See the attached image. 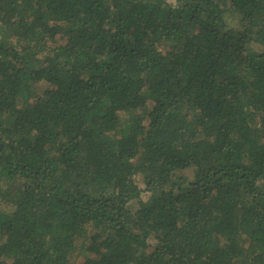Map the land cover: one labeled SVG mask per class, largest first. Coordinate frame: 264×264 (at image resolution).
<instances>
[{
  "label": "trees",
  "instance_id": "obj_1",
  "mask_svg": "<svg viewBox=\"0 0 264 264\" xmlns=\"http://www.w3.org/2000/svg\"><path fill=\"white\" fill-rule=\"evenodd\" d=\"M0 264H264V0H0Z\"/></svg>",
  "mask_w": 264,
  "mask_h": 264
}]
</instances>
